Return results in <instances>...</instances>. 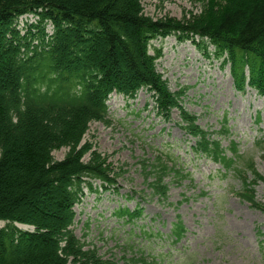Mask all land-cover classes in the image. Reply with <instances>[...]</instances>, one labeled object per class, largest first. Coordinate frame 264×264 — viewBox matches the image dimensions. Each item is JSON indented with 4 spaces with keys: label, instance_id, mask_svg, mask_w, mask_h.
Wrapping results in <instances>:
<instances>
[{
    "label": "trees",
    "instance_id": "trees-1",
    "mask_svg": "<svg viewBox=\"0 0 264 264\" xmlns=\"http://www.w3.org/2000/svg\"><path fill=\"white\" fill-rule=\"evenodd\" d=\"M24 15L47 21L51 35L42 31L32 45L30 31L21 36L17 29ZM170 35L197 37L199 47L207 41L228 66L235 90L264 98V0H202L200 15L186 22L152 20L141 0H0V264H117L71 230L84 188L92 191L88 181L113 182L105 157L81 144L89 123L106 121L112 93L133 100L146 90L164 120L176 110L180 128L194 140V155L233 172L243 187L238 197L264 212L252 199L262 180L252 158H243L233 142L226 150L219 133L198 127L181 104L185 90L172 93L157 72L160 51L150 54L151 42ZM227 132L224 125L220 134ZM62 147L68 152L54 160L52 151ZM172 162L162 156L151 167L142 164L147 187L161 201ZM48 207L53 216L46 215ZM118 215L131 221L142 209ZM184 234L178 221L168 238L178 242ZM140 264L147 262L140 258Z\"/></svg>",
    "mask_w": 264,
    "mask_h": 264
},
{
    "label": "rangeland",
    "instance_id": "rangeland-1",
    "mask_svg": "<svg viewBox=\"0 0 264 264\" xmlns=\"http://www.w3.org/2000/svg\"><path fill=\"white\" fill-rule=\"evenodd\" d=\"M141 6L152 20L186 22L200 15L202 0H141ZM17 29L21 36L30 31L27 41L34 46L42 31L52 33L47 21L39 24L32 15L20 17ZM198 42L197 37L179 41L170 35L152 41L150 54L160 51L157 72L172 93L185 90L181 104L197 118L198 127L219 133L216 138L226 150L233 142L243 158H252L262 178L252 188V199L264 208V98L249 89L236 91L222 58L215 57L207 41L202 47ZM106 104V121L89 123L81 144L89 143L105 157L113 182L103 187L98 180L88 181L92 191L85 187L81 203L74 207L71 230L76 238L117 264H140V258L147 264H264V212L238 197L243 187L233 172L194 155V140L180 128L178 112L162 119L146 90L133 100L112 93ZM224 125L226 135L220 134ZM67 152L62 147L51 155L62 160ZM162 156L173 161L164 180L165 201L151 193L142 172V164L151 167ZM140 208L142 216L131 221L118 215L120 209ZM44 211L54 215L52 208ZM178 221L185 234L172 242L168 236Z\"/></svg>",
    "mask_w": 264,
    "mask_h": 264
}]
</instances>
